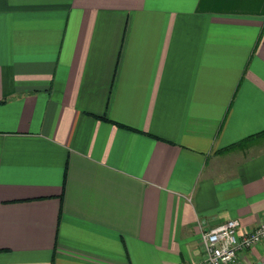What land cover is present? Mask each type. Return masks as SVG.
Masks as SVG:
<instances>
[{
  "label": "crops",
  "instance_id": "obj_1",
  "mask_svg": "<svg viewBox=\"0 0 264 264\" xmlns=\"http://www.w3.org/2000/svg\"><path fill=\"white\" fill-rule=\"evenodd\" d=\"M228 219L264 222V0H0V264H192Z\"/></svg>",
  "mask_w": 264,
  "mask_h": 264
},
{
  "label": "built area",
  "instance_id": "obj_2",
  "mask_svg": "<svg viewBox=\"0 0 264 264\" xmlns=\"http://www.w3.org/2000/svg\"><path fill=\"white\" fill-rule=\"evenodd\" d=\"M264 241V222L252 229L243 228L237 219L224 223L200 234L202 256L192 264H234L238 253L251 249ZM264 264V252L259 258Z\"/></svg>",
  "mask_w": 264,
  "mask_h": 264
}]
</instances>
